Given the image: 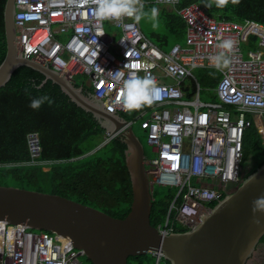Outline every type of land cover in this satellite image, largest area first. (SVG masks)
I'll list each match as a JSON object with an SVG mask.
<instances>
[{
    "label": "built area",
    "instance_id": "built-area-1",
    "mask_svg": "<svg viewBox=\"0 0 264 264\" xmlns=\"http://www.w3.org/2000/svg\"><path fill=\"white\" fill-rule=\"evenodd\" d=\"M172 5L186 22L185 43L163 50L143 32L140 22L123 17L101 20L91 0H16L13 26L16 49L25 58L39 61L76 83L86 84L106 108L124 111L119 100L122 83L133 75L151 74L162 91V99L141 111L105 142L135 120L148 133L156 157L145 158L151 190L170 186L176 195L164 223L157 227L162 236L192 227L210 212L245 178L244 139L255 125L264 144V24L257 20H219L197 2L177 8L180 0H153ZM146 4V0H142ZM106 24L116 27L112 34ZM256 36L258 48L244 55L243 44ZM117 37V38H116ZM223 38H232L235 47L228 53L231 63L220 71L214 87L217 100H203L195 70L213 68L210 57L221 49ZM195 65V67H194ZM217 70V69H216ZM170 80V81H167ZM194 83L193 95L186 89ZM29 165L48 171L59 160H43L40 134H27ZM154 264H169L162 251L149 252ZM0 264H91L85 251L61 234L0 220Z\"/></svg>",
    "mask_w": 264,
    "mask_h": 264
},
{
    "label": "water",
    "instance_id": "water-1",
    "mask_svg": "<svg viewBox=\"0 0 264 264\" xmlns=\"http://www.w3.org/2000/svg\"><path fill=\"white\" fill-rule=\"evenodd\" d=\"M15 13L16 0H7L4 11L7 53L0 64V88L7 84L16 68L29 66L45 75L44 82L51 80L59 85L72 102L91 113L106 134L121 130L127 119L120 112L106 108L103 100L94 93H86L83 85H75L49 65L25 58L17 51ZM118 137L127 145L126 165L133 189V201L125 217L112 216L59 194L0 185V220L68 237L85 251L92 264H128L130 256L152 251H162L170 264L248 263L264 236V212L255 216L252 212V201L264 196V163L238 187L230 181V193L200 222L162 236L151 223L153 194L143 143L132 126L122 130ZM252 177L255 179L251 180Z\"/></svg>",
    "mask_w": 264,
    "mask_h": 264
},
{
    "label": "trees",
    "instance_id": "trees-1",
    "mask_svg": "<svg viewBox=\"0 0 264 264\" xmlns=\"http://www.w3.org/2000/svg\"><path fill=\"white\" fill-rule=\"evenodd\" d=\"M146 1L145 7L157 6L153 0ZM6 2L7 0H0V64L7 53L4 19ZM193 2L204 6L205 0H180L177 8ZM206 9L209 15L219 20L246 22L252 19L264 24V0H240L237 5L229 2L223 9L214 5L211 9ZM161 16L175 42H184L185 20L176 10L165 8L161 11ZM153 35L158 39L157 43L161 48L169 45L166 35ZM257 46L256 36H251L243 44L247 51L256 49ZM195 75L204 87V96L217 100L214 87L222 73L213 68H198ZM44 80L45 75L38 70L20 65L7 84L0 88V178H12L25 183V188L59 194L96 207L112 216L125 217L133 201L132 182L125 157L127 145L116 136L98 147L105 140V129L91 113L72 102L59 85L51 80ZM80 84L86 93H93L92 88L85 82L76 85ZM191 86L186 89L189 97L193 95V82ZM44 95L52 98L55 103L51 106L44 103L39 109L29 106L31 99ZM148 107L132 112L124 110L120 113L127 120H131ZM31 131L40 134L41 159L59 160L53 163L48 171L43 170L41 165L24 163L30 158L27 134ZM250 147L255 150L254 154L259 152L264 155V144L255 125L245 133L244 148ZM175 195L176 191L171 188L163 195L157 191V187L155 188L151 210L152 225L164 223ZM215 205L216 203L210 204L211 207ZM186 229L187 227L181 225L178 227L180 231ZM261 242H264V236ZM165 261L169 263L168 260ZM154 262L155 256L151 253L128 258V264Z\"/></svg>",
    "mask_w": 264,
    "mask_h": 264
},
{
    "label": "clouds",
    "instance_id": "clouds-1",
    "mask_svg": "<svg viewBox=\"0 0 264 264\" xmlns=\"http://www.w3.org/2000/svg\"><path fill=\"white\" fill-rule=\"evenodd\" d=\"M78 2L79 0H69L70 4ZM229 2L237 5L240 0H205L204 6L211 9L214 5L216 8L223 9ZM91 3L95 4L96 16L101 20L118 21L123 17H128L134 19L137 23L142 19H146L151 23L153 30H157L160 26L158 19L159 9L153 6L146 11L142 0H91ZM217 47L221 51L210 57V63L217 70L222 71L230 66L231 59L228 53H231L234 49L235 41L232 38H223ZM161 99V88L151 74H145L144 76L133 75L123 80L119 100L126 111L140 110L145 106H151ZM44 103H48L51 106L55 101L44 95L31 99L29 106L33 109H39ZM254 179L255 177L251 178V180ZM252 212L254 216L257 212H264V196L252 201ZM255 222L260 223V220L255 219Z\"/></svg>",
    "mask_w": 264,
    "mask_h": 264
},
{
    "label": "rangeland",
    "instance_id": "rangeland-1",
    "mask_svg": "<svg viewBox=\"0 0 264 264\" xmlns=\"http://www.w3.org/2000/svg\"><path fill=\"white\" fill-rule=\"evenodd\" d=\"M156 7L159 9V17H158L159 25H160L159 28L157 30H153L151 27V23H149L146 19H142L140 21V25H141V28H142L143 32L145 33V35L149 39H151L156 45H158V43H157L158 39L156 38L155 35H153V33H160V34L166 35L169 38V45L165 46L162 49L167 50L175 42V40L170 35V32L166 28V25H165V23L162 19V16H161V11L163 8H166V5H157ZM150 8L151 7L146 6L145 10L148 11V10H150ZM106 28L112 34L117 33L116 27H112L110 24H106ZM243 49H244V47H243ZM244 55H245V57H248L247 50H245V49H244ZM86 79H87L86 76H83V75H79V76L75 77L76 83L86 82ZM167 81H170V80H167ZM202 99L203 100H210L211 98L205 97L204 92H203L202 93ZM133 130L135 131V133L137 134V136L139 137V139L143 143V146L145 149L146 159L151 160L154 157H156L157 153L154 151L153 145L149 143L148 133L141 126L140 120L134 121ZM254 152H255V150L252 149L251 147L249 149H246V148L244 149V158H243L242 164H243V168H244L245 177L248 176L252 172L253 169H255V168L257 169L261 165L260 163L264 162V155L259 153V152L254 154ZM252 156H254V157H252ZM0 185L18 186V187L26 186L25 183L18 182L12 178H0ZM156 187H157V191L162 195H163V193L168 192L170 189V186H156ZM34 231L37 233H40L42 230L34 229ZM253 256H254V254H253ZM252 257L250 259H252ZM249 260H248V262H249Z\"/></svg>",
    "mask_w": 264,
    "mask_h": 264
},
{
    "label": "crops",
    "instance_id": "crops-1",
    "mask_svg": "<svg viewBox=\"0 0 264 264\" xmlns=\"http://www.w3.org/2000/svg\"><path fill=\"white\" fill-rule=\"evenodd\" d=\"M156 4V3H155ZM157 5H166V8L165 9H167V10H170V11H172V10H175V8L172 6V5H169V4H157ZM206 8V7H205ZM164 9V8H163ZM162 9V10H163ZM262 23V22H261ZM263 24V23H262ZM175 43H178V42H175ZM180 43H182V44H184L185 43V40H184V43L183 42H180ZM174 44V43H173ZM172 44V45H173ZM171 45V46H172ZM170 46V47H171ZM169 47V48H170ZM257 48H258V46H257ZM72 82V81H71ZM74 83V82H73ZM75 85L77 84V83H74ZM258 130V129H257ZM259 132V131H258ZM261 136V135H260ZM105 143H107V142H105V140L101 143V144H105ZM100 144V145H101ZM99 145V146H100ZM98 146V147H99ZM101 147V146H100ZM260 246H258V248H257V250L255 251V253H254V256L252 257V259H250L249 260V262H248V264H263L264 263V242H261L260 244H259Z\"/></svg>",
    "mask_w": 264,
    "mask_h": 264
}]
</instances>
